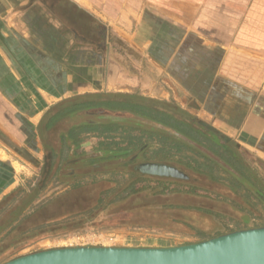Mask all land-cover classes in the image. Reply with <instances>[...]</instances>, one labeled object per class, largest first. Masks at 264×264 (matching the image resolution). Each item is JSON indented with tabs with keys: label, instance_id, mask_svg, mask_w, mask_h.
Here are the masks:
<instances>
[{
	"label": "crops",
	"instance_id": "crops-1",
	"mask_svg": "<svg viewBox=\"0 0 264 264\" xmlns=\"http://www.w3.org/2000/svg\"><path fill=\"white\" fill-rule=\"evenodd\" d=\"M71 1L127 42L143 60L133 65L135 70L128 72L117 62L85 50L66 56L68 44L61 49L63 54L55 55L49 51L50 47L44 39L50 36L43 29L40 30L46 22L57 27L59 23L53 20L52 15L38 2L0 0V40L8 42L11 27H14L12 41L17 43V14L26 15L30 19L33 17V36L37 37V41L50 56L38 53L39 49L36 52H21L15 48L13 52L16 71L13 75H17V96L14 97H20L24 89L28 90V87L23 86L24 82L31 86L41 80L44 85L36 83L38 86L33 88L41 91L40 95L45 100L47 98L44 96L53 99L50 103L46 100L48 104L42 110L36 109L37 112L27 116L16 112L14 106L9 104L17 114V117L13 116L14 119L17 118V125L11 124L14 132L17 131V136L21 133L25 135L26 132L30 136L36 135L40 140L38 153L44 156L45 140L39 133V122L53 105L70 99V95H74L72 92L77 90V96L93 92H138L150 98L173 101L234 139L256 159L253 163L258 170L257 184H261V180L264 184V0H141V3L129 0L128 6L131 7H126L129 11L119 6L116 7V12L109 14V10L102 7L104 0H100L96 6L89 0ZM39 16L44 17L40 23L37 22ZM56 40L65 41V37L57 34ZM155 49L157 52L153 51ZM86 53L88 57H93L92 65H86L89 62L86 61ZM15 56L23 59L24 70L17 64ZM80 56H83L84 62L80 64L78 61L77 66H87L92 70V80L98 79L100 87L78 92L86 83L71 82L69 71L62 67L58 71L60 82L54 85V76L48 73L49 69L44 62H48V58L53 62L58 59L67 67L74 64V59L78 60ZM0 57L8 67L1 53ZM8 68L11 74L12 69L10 66ZM25 74L29 76V82L25 79ZM6 84L0 85V92L4 95L8 87ZM14 84L15 82L13 87L16 85ZM32 103L38 105V101ZM4 110V103L0 99V115L3 117ZM13 122V119L8 120V123ZM8 129L11 130L9 127L5 130L9 131ZM57 151L65 154V158L61 160L65 165L60 167L58 161L49 180L63 171L64 166L71 163V158L74 161L78 156H70L68 153L73 150L68 148H58ZM0 163L6 165L4 159H0ZM39 164L43 166V160ZM166 164L181 169L175 163ZM34 175L38 176V173ZM221 176V180L207 178L212 184L228 186L234 195L240 197L237 208L244 212L243 217L248 219L250 215L247 213L254 216V210L260 204H255L257 198L254 195L247 194L248 183H239L237 186L231 174L224 173ZM4 181L5 177L2 179L0 175V199L15 188L7 191ZM21 182L17 181V187L22 185ZM224 201L230 202V199L224 198ZM259 226L264 224L250 227ZM250 227H237L229 231Z\"/></svg>",
	"mask_w": 264,
	"mask_h": 264
},
{
	"label": "rangeland",
	"instance_id": "rangeland-1",
	"mask_svg": "<svg viewBox=\"0 0 264 264\" xmlns=\"http://www.w3.org/2000/svg\"><path fill=\"white\" fill-rule=\"evenodd\" d=\"M89 1L95 6L100 2V0ZM125 1L126 5H124ZM128 1L104 0L102 7L109 10L108 14L116 12L118 10L116 7L119 6L127 10L126 7H131L128 6ZM138 2L141 3V0H138ZM17 15L18 42L12 41L14 40V27H11L10 37L7 38L8 42L0 40V53L6 60L8 67L10 66L12 69L10 74L9 68L3 62L8 72L6 75L11 77L9 79L10 84H7L8 87L5 90L6 95L0 92L2 93V95L0 94L1 102L5 106L4 117L0 115V159H4L6 165H8L4 166L0 163V175L2 179L6 177L3 183L6 182L7 191L14 187L16 189L17 181L18 183L22 181L21 186H26L27 183H35L34 173L40 174L43 167L39 164L43 160V156L38 153L40 152V140L36 135L30 136L29 132L17 136V131L14 132V128L11 126V124L17 125V114L13 112L14 110L9 104L14 106L16 112H22L27 116L46 107L48 104L46 100L49 103L53 101L48 96H44L47 98L45 100L40 95L41 91L34 89L35 86H38V83L44 85V81L41 80L37 81V84L32 81L33 86H29L28 83L24 82L23 86L28 87V90L24 89L22 95L18 98L14 97L17 96V80L15 79L17 75H13L15 71L13 52L15 48H18V51L21 52H24V50L26 52L28 50L36 52V49H39L38 53L43 52L49 56L41 43L37 41V37L33 36V17L30 19L26 15ZM34 28L36 29L35 26ZM30 40L31 42H29ZM153 51L157 52V49ZM85 56L86 61H89L86 62V65H89V63L92 65L94 62L93 57L89 56L90 59L88 53ZM82 57L80 56L78 60L74 59V64L67 67H65V63L58 59L53 62L48 58V62H44V65L50 70H48V73L54 76V85L60 82L58 71L63 68L69 71L71 82L86 83V86L83 85L78 92L99 88L98 79L92 80V70H89L87 66L85 68L83 65L77 66L79 62L80 64L84 62ZM15 58L17 64L24 70L23 59L17 58V56ZM0 59L2 60L1 57ZM6 69L4 68V70ZM24 77L27 82L30 81L27 74ZM14 82L15 87H13ZM72 93L74 95H70V98L77 96L75 94L77 90ZM35 101H38V105L32 103ZM14 115L16 116L15 119ZM12 119L14 122L8 123V120ZM7 127L11 130H5ZM96 143V138H87L79 150L82 154L76 156L78 158H75L74 161L71 158V163L64 166L63 171L48 180L47 184L44 185L35 205L37 203L39 205L44 204L49 199H55L59 195H64V197L48 204L46 207L43 217H49V220L34 226L37 223L34 217L24 224L32 235L24 238L22 244H19L22 246L17 245L16 251L4 254L2 263L23 254L58 247L177 246L216 236L237 227L264 224V208L262 206H256L254 216L247 213L250 215L247 219L243 217L244 212L239 211L237 208V205L240 204V197L234 195L228 186L212 184L206 176L188 169H180L187 174V179L147 175L149 177L144 181L136 183V187L143 186V188L135 192L129 194L125 192L119 197V192L109 190L106 194L102 193L104 189L107 190L113 186V172H119L118 176L125 179L127 178V172L142 162L141 159L132 164L126 162L125 158L101 159L99 153L94 149ZM37 160L39 163H37ZM63 164L60 162V167ZM71 173L75 174L76 177H66L64 175ZM164 179L171 180L172 184L169 186L171 189H176V191L161 193V191H164L162 185L167 183ZM76 184L80 185L75 187ZM109 196L110 198H108ZM98 198L109 200L102 205L103 208H98L101 206L96 203ZM224 198H229L230 202L224 201ZM31 210V208L28 209V212ZM53 217L54 219H52ZM39 232L40 234H38Z\"/></svg>",
	"mask_w": 264,
	"mask_h": 264
},
{
	"label": "trees",
	"instance_id": "trees-1",
	"mask_svg": "<svg viewBox=\"0 0 264 264\" xmlns=\"http://www.w3.org/2000/svg\"><path fill=\"white\" fill-rule=\"evenodd\" d=\"M29 2H38L59 23L56 27L46 22L40 28L50 36L44 39L51 53L60 56L63 54L61 49L68 44L66 56L85 50L117 62L125 71L135 70L133 65L143 60L127 42L71 0ZM43 18L39 16L37 22ZM57 34L64 36L65 41L56 40ZM4 68L0 59V85L10 84L11 77L6 75L8 72ZM39 133L45 140V152L43 167L35 176V183L20 185L0 199V264L4 254L16 251L17 245L32 235L24 224L34 217L37 221L34 226L49 220V217H43L46 207L64 197L59 195L35 205L53 167L65 158V154L57 149H72L73 152L68 153L70 156L80 155L81 144L89 137L97 139L94 149L101 159L125 158L131 164L138 159L141 162L175 163L181 169L219 180L224 173L231 174L235 185L248 183L247 194L254 195L257 198L255 204L264 208V184L262 180L257 184L258 170L253 155L173 101L150 98L138 92L86 93L63 100L47 110L39 122ZM118 174L113 172V186L102 193L119 192V197L125 192H135L143 188L136 187V183L149 177L135 168L127 172L125 179ZM164 180L167 183L162 185L164 191L161 193L176 191L169 186L171 180ZM108 200L98 198L96 203L101 205L98 208H103ZM30 208L32 210L28 212Z\"/></svg>",
	"mask_w": 264,
	"mask_h": 264
},
{
	"label": "water",
	"instance_id": "water-1",
	"mask_svg": "<svg viewBox=\"0 0 264 264\" xmlns=\"http://www.w3.org/2000/svg\"><path fill=\"white\" fill-rule=\"evenodd\" d=\"M145 175L187 179L180 169L142 162ZM2 264H264V226L233 230L169 247L74 246L23 254Z\"/></svg>",
	"mask_w": 264,
	"mask_h": 264
},
{
	"label": "flooded vegetation",
	"instance_id": "flooded-vegetation-1",
	"mask_svg": "<svg viewBox=\"0 0 264 264\" xmlns=\"http://www.w3.org/2000/svg\"><path fill=\"white\" fill-rule=\"evenodd\" d=\"M75 158H78V157H75ZM74 159V158H73ZM77 162H81V161H77ZM93 162V161H92ZM74 163H76V162H74ZM84 163H86V162H84ZM85 167V166H84ZM66 177H76L75 176V174H73V173H71V174H64Z\"/></svg>",
	"mask_w": 264,
	"mask_h": 264
},
{
	"label": "bare ground",
	"instance_id": "bare-ground-1",
	"mask_svg": "<svg viewBox=\"0 0 264 264\" xmlns=\"http://www.w3.org/2000/svg\"><path fill=\"white\" fill-rule=\"evenodd\" d=\"M126 247V246H125Z\"/></svg>",
	"mask_w": 264,
	"mask_h": 264
}]
</instances>
